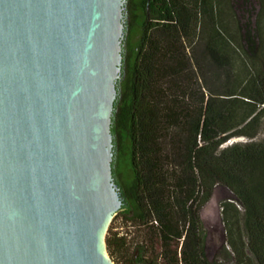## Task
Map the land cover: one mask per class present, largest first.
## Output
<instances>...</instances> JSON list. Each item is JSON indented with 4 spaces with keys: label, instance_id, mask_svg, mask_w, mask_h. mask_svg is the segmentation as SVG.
I'll return each mask as SVG.
<instances>
[{
    "label": "trees",
    "instance_id": "obj_1",
    "mask_svg": "<svg viewBox=\"0 0 264 264\" xmlns=\"http://www.w3.org/2000/svg\"><path fill=\"white\" fill-rule=\"evenodd\" d=\"M129 1L137 38L111 113L126 232L108 229V253L117 264H264V0ZM194 37L202 59L182 42ZM218 184L233 194L209 258L200 209Z\"/></svg>",
    "mask_w": 264,
    "mask_h": 264
},
{
    "label": "water",
    "instance_id": "obj_2",
    "mask_svg": "<svg viewBox=\"0 0 264 264\" xmlns=\"http://www.w3.org/2000/svg\"><path fill=\"white\" fill-rule=\"evenodd\" d=\"M123 0H0V264H115Z\"/></svg>",
    "mask_w": 264,
    "mask_h": 264
},
{
    "label": "rangeland",
    "instance_id": "obj_3",
    "mask_svg": "<svg viewBox=\"0 0 264 264\" xmlns=\"http://www.w3.org/2000/svg\"><path fill=\"white\" fill-rule=\"evenodd\" d=\"M121 6H122V15H121L120 20L122 22V31H121L122 34L120 36L121 64H120L119 76L121 75L122 63H123L122 50L124 47L128 46V42L132 40L134 41L137 38L136 32L132 31V27L134 26V23H135V17L132 14L133 5L130 3L129 0H123ZM253 6H256L254 0H253ZM182 42L185 46V50L187 53L192 55L193 48H195L196 57H198V59L203 58L200 52L202 43L199 41L198 38L194 37L190 41L188 40V38H184L182 39ZM195 61H196V58L193 57L191 59L192 64H195ZM119 76L115 79V87H116V81L119 78ZM204 90L206 91L207 89H204ZM110 132L112 135L111 123H110ZM235 139H243V137L238 136V137L232 138V140H235ZM112 143H113V136H112ZM112 159H113V144H112ZM111 169H112V160H111ZM112 175H113V172H112ZM232 194L233 193L228 186L224 184H218L215 186L213 193L211 197L209 198V200L200 209V216H201L202 226H203V230L205 234V248H206V253L209 258H212L213 256H215V254L220 249L224 241L225 229H224V223L221 219V201L222 199L228 196H231ZM117 216L118 214L114 212L112 217L110 218L107 224V227L105 229V232H104L105 237L108 232V229L111 227L114 230L118 231L119 233L126 232V228H125L123 221H121L120 218ZM131 229H133V227ZM133 232L134 231L130 232L131 235L134 234ZM106 253L112 259L107 249H106ZM112 261L115 264H117L113 259Z\"/></svg>",
    "mask_w": 264,
    "mask_h": 264
}]
</instances>
